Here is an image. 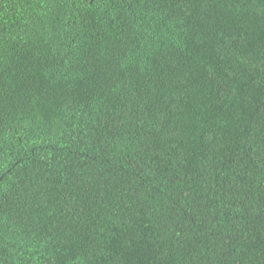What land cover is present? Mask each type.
I'll use <instances>...</instances> for the list:
<instances>
[{
	"label": "trees",
	"instance_id": "16d2710c",
	"mask_svg": "<svg viewBox=\"0 0 264 264\" xmlns=\"http://www.w3.org/2000/svg\"><path fill=\"white\" fill-rule=\"evenodd\" d=\"M0 264H264V0H0Z\"/></svg>",
	"mask_w": 264,
	"mask_h": 264
}]
</instances>
